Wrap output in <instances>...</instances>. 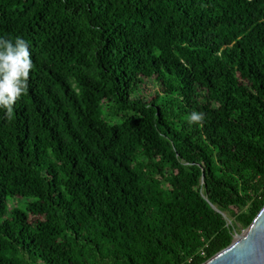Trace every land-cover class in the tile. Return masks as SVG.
I'll return each mask as SVG.
<instances>
[{
  "label": "trees",
  "instance_id": "obj_1",
  "mask_svg": "<svg viewBox=\"0 0 264 264\" xmlns=\"http://www.w3.org/2000/svg\"><path fill=\"white\" fill-rule=\"evenodd\" d=\"M0 37V264H200L264 204V0H0Z\"/></svg>",
  "mask_w": 264,
  "mask_h": 264
},
{
  "label": "clouds",
  "instance_id": "obj_2",
  "mask_svg": "<svg viewBox=\"0 0 264 264\" xmlns=\"http://www.w3.org/2000/svg\"><path fill=\"white\" fill-rule=\"evenodd\" d=\"M33 61L27 42L0 37V109L10 118L14 105L27 93ZM203 113L192 112L189 123H200Z\"/></svg>",
  "mask_w": 264,
  "mask_h": 264
},
{
  "label": "water",
  "instance_id": "obj_3",
  "mask_svg": "<svg viewBox=\"0 0 264 264\" xmlns=\"http://www.w3.org/2000/svg\"><path fill=\"white\" fill-rule=\"evenodd\" d=\"M200 264H264V204L229 245Z\"/></svg>",
  "mask_w": 264,
  "mask_h": 264
},
{
  "label": "rangeland",
  "instance_id": "obj_4",
  "mask_svg": "<svg viewBox=\"0 0 264 264\" xmlns=\"http://www.w3.org/2000/svg\"><path fill=\"white\" fill-rule=\"evenodd\" d=\"M141 89H142V91H144L146 93V95H148V97H151V95H152L151 91L153 90V88H151L149 82L142 85Z\"/></svg>",
  "mask_w": 264,
  "mask_h": 264
},
{
  "label": "bare ground",
  "instance_id": "obj_5",
  "mask_svg": "<svg viewBox=\"0 0 264 264\" xmlns=\"http://www.w3.org/2000/svg\"><path fill=\"white\" fill-rule=\"evenodd\" d=\"M256 216V215H255ZM254 219V218H253Z\"/></svg>",
  "mask_w": 264,
  "mask_h": 264
}]
</instances>
